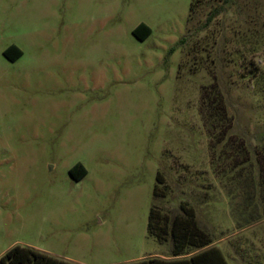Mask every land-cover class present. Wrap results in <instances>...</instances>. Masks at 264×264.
<instances>
[{
	"label": "rangeland",
	"instance_id": "374dc122",
	"mask_svg": "<svg viewBox=\"0 0 264 264\" xmlns=\"http://www.w3.org/2000/svg\"><path fill=\"white\" fill-rule=\"evenodd\" d=\"M153 205L264 264V0H0V256L171 255Z\"/></svg>",
	"mask_w": 264,
	"mask_h": 264
},
{
	"label": "trees",
	"instance_id": "16d2710c",
	"mask_svg": "<svg viewBox=\"0 0 264 264\" xmlns=\"http://www.w3.org/2000/svg\"><path fill=\"white\" fill-rule=\"evenodd\" d=\"M234 3L235 0H226ZM193 8V1L191 9ZM211 19V18H210ZM133 33L141 40L147 39L152 34V28L141 22ZM185 38L181 39V43ZM4 54L15 61L23 55V50L12 44ZM215 97L214 99H216ZM207 99V98H206ZM215 101V100H214ZM212 98L207 99L206 108L212 112ZM88 173L86 166L78 162L70 169V174L76 180H81ZM157 195V186L154 189ZM192 208L186 210V215H177L173 219L162 216L160 211L153 205L148 220L149 236L157 238L160 242L168 240L172 236V256L175 258H163L159 256L144 258L126 264H230L224 251L213 242L212 237L201 230L195 218ZM0 264H79L57 258L44 251L28 245L15 244L0 256Z\"/></svg>",
	"mask_w": 264,
	"mask_h": 264
},
{
	"label": "crops",
	"instance_id": "0c3cea01",
	"mask_svg": "<svg viewBox=\"0 0 264 264\" xmlns=\"http://www.w3.org/2000/svg\"><path fill=\"white\" fill-rule=\"evenodd\" d=\"M12 45V44H11ZM10 45V46H11ZM20 48V47H19ZM7 49V48H6ZM5 49V50H6ZM21 49V48H20ZM4 50V51H5ZM23 54H24V52H23ZM23 56V55H22ZM21 56V57H22ZM19 59V58H18ZM69 172H70V170H69ZM88 174V173H87ZM87 176V175H86ZM85 176V177H86ZM85 177H83V178H85ZM82 178V179H83ZM81 179V180H82ZM78 181V180H77ZM80 181V180H79ZM47 253V252H46ZM49 254V253H48ZM155 256H159V257H163V258H175V257H173L172 255H166V254H160V253H155V254H150V255H148V256H142V257H137L135 260H133V261H137V260H141V259H144V258H151V257H155ZM67 261H70V260H67ZM72 261V260H71ZM73 262H76V263H79V262H77V261H73ZM130 262H132V261H130ZM129 263V262H128ZM79 264H81V263H79Z\"/></svg>",
	"mask_w": 264,
	"mask_h": 264
},
{
	"label": "flooded vegetation",
	"instance_id": "af4514ba",
	"mask_svg": "<svg viewBox=\"0 0 264 264\" xmlns=\"http://www.w3.org/2000/svg\"><path fill=\"white\" fill-rule=\"evenodd\" d=\"M78 163V162H77ZM71 169V168H70Z\"/></svg>",
	"mask_w": 264,
	"mask_h": 264
}]
</instances>
